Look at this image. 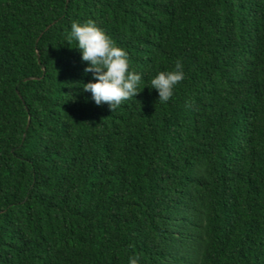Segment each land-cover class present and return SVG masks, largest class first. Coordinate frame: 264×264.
I'll return each mask as SVG.
<instances>
[{
	"label": "trees",
	"instance_id": "16d2710c",
	"mask_svg": "<svg viewBox=\"0 0 264 264\" xmlns=\"http://www.w3.org/2000/svg\"><path fill=\"white\" fill-rule=\"evenodd\" d=\"M89 20L141 74L114 112L82 89ZM130 257L264 264V0H0V264Z\"/></svg>",
	"mask_w": 264,
	"mask_h": 264
},
{
	"label": "clouds",
	"instance_id": "9594fccd",
	"mask_svg": "<svg viewBox=\"0 0 264 264\" xmlns=\"http://www.w3.org/2000/svg\"><path fill=\"white\" fill-rule=\"evenodd\" d=\"M70 38L77 41L82 60L88 63L85 73H92L93 80L83 84V91L90 92L96 105L107 104L111 112L124 102L135 97L141 74L129 70L128 53L114 45L110 37L92 20L84 24L73 22ZM185 78L182 63L177 60L175 70L159 72L151 79L150 88L158 91L161 103H166L174 94V88ZM95 81V82H93ZM186 106H190L186 102ZM129 264H138L137 257H130Z\"/></svg>",
	"mask_w": 264,
	"mask_h": 264
}]
</instances>
